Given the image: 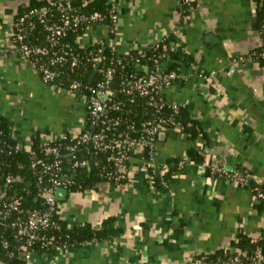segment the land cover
Segmentation results:
<instances>
[{"label":"crops","instance_id":"1","mask_svg":"<svg viewBox=\"0 0 264 264\" xmlns=\"http://www.w3.org/2000/svg\"><path fill=\"white\" fill-rule=\"evenodd\" d=\"M42 1L0 0V116L21 147L35 137L43 143L78 135L87 124L85 96L46 84L13 41L17 15ZM114 1L117 22L86 28L78 45L105 43L125 53L166 39L182 49L191 60L162 64L180 75L165 94L197 119L202 135L194 141L179 129L160 134L155 160L169 164L168 180H154L135 149L124 182L68 192L59 217L108 235L37 251L29 264H199L202 255L233 248L241 233L260 238L264 201L253 187L264 183V63L250 56L263 45L256 1L195 0L187 12L181 0ZM203 145L205 159H192L190 150ZM221 165L251 174V183L214 174L211 167Z\"/></svg>","mask_w":264,"mask_h":264},{"label":"built area","instance_id":"2","mask_svg":"<svg viewBox=\"0 0 264 264\" xmlns=\"http://www.w3.org/2000/svg\"><path fill=\"white\" fill-rule=\"evenodd\" d=\"M108 1L111 3L108 14L94 12L86 15L73 7L72 0H48L46 4L30 7L19 15L14 23L13 41L20 54L38 72L46 84L59 90L64 89L85 96L88 117L83 132L73 136L63 134L59 137L67 140L66 143H54L55 139L40 143L42 157H39L38 151H33V167L36 169L35 172L41 184L39 192V197L42 199L41 207L24 212L20 209L21 198L9 197L7 191L0 188V235L8 229H13L15 239L20 242L16 248V254L11 251L9 240L5 239L2 242L8 258H3L0 254V264H14L11 259L15 255L23 258L25 264H29L33 254L37 251L49 248H55V250L68 248V246L57 247L56 236L49 234L50 231L61 228L55 217L59 215V200L55 197L56 190L59 187L68 190V187L75 182L74 177L65 172L64 157L66 155L71 156L72 168H82L89 162L79 157L78 153L81 149L87 148L91 155L109 152L106 155L105 164L96 162L95 165L100 167L103 176L113 179L116 183H121L123 179L128 178V163L135 149L144 150L149 147L146 164L154 180L158 176L164 180L162 175L170 169L168 163L157 165L155 146L158 135L165 130L179 129L181 132L184 130L183 124L177 122L174 117L181 105L169 101L165 94L166 88L180 77L176 70L163 69L164 61L158 57L154 58L153 65L147 66L144 61L147 58V46L122 53L128 56L127 61L122 56L115 59L112 66L101 68V75L96 78L95 74L90 83H85L83 79L71 74V72L77 74L78 66L84 62L98 67V70L100 64L104 63L106 57L103 53V45H106L105 43H99L100 48L89 50L83 58L75 50L80 46L78 44L73 46L64 38L69 32H78L81 28L85 30L94 24L103 23L107 18L112 24L108 26H113L118 20V12L115 1ZM194 1L186 0V2ZM52 9L60 10L59 14L55 16L51 13ZM39 27L47 35L46 44H33L30 41V35ZM260 33L263 45L259 50L252 51L250 56L264 63V22L260 27ZM163 40L152 43L155 45L154 49L163 46L161 45ZM163 48L164 51L168 49L166 45ZM128 65H132L133 70L126 76L122 74L120 88L117 89L114 86L115 75L118 70L121 71ZM143 70L144 73L141 72ZM118 92L132 99L135 96L146 97L150 107L155 110L153 114L155 118L145 122L140 131L141 134L131 136V131L137 130L135 123H127L129 130H125L122 117L113 116V112L121 111L124 105L123 100L117 97ZM165 98L172 113L160 115L158 113L162 112L166 104ZM32 145L33 142L28 147L18 146V148L31 151ZM183 163L184 161L179 162L180 165ZM211 168L214 174L235 179L244 184L251 182V174L247 172L230 171L222 165ZM258 185L253 187L254 195L264 200V192ZM261 239L264 241V234L253 241L258 242ZM226 249L230 251L227 257H218L209 264H264V250L260 245L254 249L252 254L237 247ZM205 258V255L200 256L198 263L206 264Z\"/></svg>","mask_w":264,"mask_h":264},{"label":"trees","instance_id":"3","mask_svg":"<svg viewBox=\"0 0 264 264\" xmlns=\"http://www.w3.org/2000/svg\"><path fill=\"white\" fill-rule=\"evenodd\" d=\"M255 1L257 3L256 26L259 27L260 30V27L264 22V0ZM47 2L48 0L38 3H31L30 5L26 6L24 9L21 10V12L17 15L16 20L19 15L23 14V12L28 10L30 7L40 6L42 4H46ZM194 2H186V0H181L184 12H187L192 7ZM72 5L81 14L86 15L92 14L94 12H102L108 14L111 8V3L108 0H72ZM59 11L60 10L52 9L51 13L57 16L59 14ZM99 24L110 25L111 21L107 18L103 23ZM83 32V28H81L78 32H69L64 38V40L69 42L73 46H77L78 37H80ZM30 41L33 44H46L47 35L43 31V29L39 27L35 32L30 35ZM168 42V40L164 39L161 43V45H166L168 47L167 51H164L163 46H160V48L158 49H154V44L148 46L147 58L144 60L147 66L153 65L154 58L156 57L161 58L163 61H165L169 57L172 60H191V56L185 53L182 49H172L171 46H169ZM100 47L101 44L95 43L90 47H78L75 50L78 54L85 58V55L89 50H97ZM103 50V53L106 58L104 63L100 64L99 70H96L97 67H94L92 64L84 62L83 64H80L78 66L77 74H75V72H71L72 76L76 75L78 78L83 79L85 83H90L94 73L96 74V78H98L101 75V68H103L104 66H112L113 61H115V59L122 56L125 61L128 60L127 55L117 52L115 49H113L107 44L103 45ZM132 70V65H128L125 69L121 71L118 70L115 75L114 81V86L117 89L120 88L119 83L122 80V74L123 76H126ZM167 70H175V67H168ZM141 72L144 73L145 71L143 70ZM117 97L118 99L123 100L124 105L121 111L113 112V116L120 115L122 117L123 129L125 130H129L127 123H135L137 130L131 131V136L141 134L140 131L144 127L145 122L155 118V115H153L155 113V110L150 107L148 99L146 97L141 96H135V98L132 99V97H129L121 92H118ZM164 100L166 101V104L162 112L158 113L160 115H167L169 113H172L171 108L168 107L167 99L165 98ZM174 117L177 122H181L183 124V133L187 134L192 140L195 141L202 135L200 123L184 107L180 106L179 112L175 113ZM160 134L158 135V137L160 136ZM53 142L66 143L67 140L58 137ZM39 147L40 142L38 138L35 137L33 138V145L31 151L19 149L17 141L13 136L12 128L8 119L0 116V188L4 191L6 190L7 195L9 197H20V209H22L24 212H28L42 206V199L39 197L41 184L36 175V169L33 167V151H38L39 157L43 156L40 153ZM142 151L147 159L149 156V147H146ZM108 153L109 152H100L96 155H91L89 154V150L87 148L81 149V151L78 153L79 157L87 159L89 162L87 166H84L82 168H72L70 165L71 156L66 155L64 157L65 172L70 176H73L75 180V182L68 187V192H76L91 189L96 184L102 181L113 182V179H109L108 177L103 176L100 167L95 165L96 162H100V164H105L106 155ZM190 156L194 160H204L206 156V146L203 145L201 147H193L190 150ZM172 174V170H169L162 175V178L164 180H168L170 176H172ZM159 178V176L156 177L157 180ZM9 179L12 180L9 181ZM125 180L127 179H123L121 182H124ZM258 186L260 190L264 192V183H260ZM55 217L59 221L61 228L59 230H52L49 232V234L56 236L57 247H71L73 245H78L83 242L93 240L95 238L101 239L104 236H107L109 233V230H107L106 228L93 229L92 226L88 224L72 228L68 226V224L59 217V215H56ZM5 239L10 241L11 251L15 252L14 254L17 253L16 248L18 247L20 242L15 239L13 229H8L4 233H2V235H0V254L3 258H8V253L6 254V251L2 247V242ZM259 245L262 246L264 250V241L262 239L258 242H254L251 238L247 237L242 233L239 235L238 240L233 243L234 247L240 248L243 251H246L248 254H252L254 249ZM54 250L55 248H49L47 250H43V252H50ZM229 254L230 251L227 249H221L215 253L205 254V259L207 260L206 264H209L212 260H215L218 257H227ZM11 261L14 264H25V260L16 255L11 259Z\"/></svg>","mask_w":264,"mask_h":264},{"label":"water","instance_id":"4","mask_svg":"<svg viewBox=\"0 0 264 264\" xmlns=\"http://www.w3.org/2000/svg\"><path fill=\"white\" fill-rule=\"evenodd\" d=\"M97 69H98V67L96 68V70ZM94 76H95V73L93 74L91 79H93ZM163 134L164 133H162V135ZM67 195H68V190L66 188H63V187L57 188L56 193H55V197L57 200H65L67 198Z\"/></svg>","mask_w":264,"mask_h":264}]
</instances>
